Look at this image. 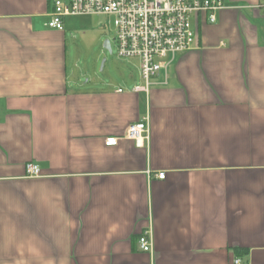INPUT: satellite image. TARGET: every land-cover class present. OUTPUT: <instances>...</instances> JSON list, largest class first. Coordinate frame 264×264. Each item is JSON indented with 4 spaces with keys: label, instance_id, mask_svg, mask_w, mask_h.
Segmentation results:
<instances>
[{
    "label": "crops",
    "instance_id": "1",
    "mask_svg": "<svg viewBox=\"0 0 264 264\" xmlns=\"http://www.w3.org/2000/svg\"><path fill=\"white\" fill-rule=\"evenodd\" d=\"M221 1L145 90L81 86L51 0H0V264H264V0Z\"/></svg>",
    "mask_w": 264,
    "mask_h": 264
},
{
    "label": "built area",
    "instance_id": "2",
    "mask_svg": "<svg viewBox=\"0 0 264 264\" xmlns=\"http://www.w3.org/2000/svg\"><path fill=\"white\" fill-rule=\"evenodd\" d=\"M51 8L46 26L57 31H63V19L66 17H112L116 56L139 62V76L146 90L157 73L168 68V58L192 48L195 41L193 18L205 13L212 24L224 5L221 0H51ZM123 139L131 141L136 148H143L149 140L147 117L128 126ZM118 143L119 138L115 137L104 141L106 147H114ZM25 173L29 178L41 176L40 169L33 163L25 165ZM156 177L163 180L164 173ZM137 241L141 252H151L150 231H145ZM233 264L244 263L235 258Z\"/></svg>",
    "mask_w": 264,
    "mask_h": 264
},
{
    "label": "rangeland",
    "instance_id": "3",
    "mask_svg": "<svg viewBox=\"0 0 264 264\" xmlns=\"http://www.w3.org/2000/svg\"><path fill=\"white\" fill-rule=\"evenodd\" d=\"M63 30L67 45L66 64L81 86L112 88L131 77L138 80L137 60L119 59L116 56L112 17H66L63 19ZM106 40L110 42L111 54L103 48Z\"/></svg>",
    "mask_w": 264,
    "mask_h": 264
},
{
    "label": "water",
    "instance_id": "4",
    "mask_svg": "<svg viewBox=\"0 0 264 264\" xmlns=\"http://www.w3.org/2000/svg\"><path fill=\"white\" fill-rule=\"evenodd\" d=\"M103 48L104 49H106L107 51H108V53H112V50H111V46H110V42L109 41H105L104 43H103Z\"/></svg>",
    "mask_w": 264,
    "mask_h": 264
}]
</instances>
